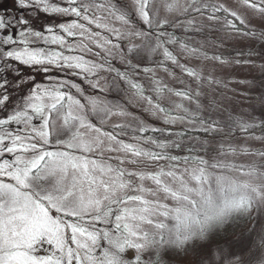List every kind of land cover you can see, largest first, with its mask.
Listing matches in <instances>:
<instances>
[{"label": "snow or ice", "instance_id": "obj_1", "mask_svg": "<svg viewBox=\"0 0 264 264\" xmlns=\"http://www.w3.org/2000/svg\"><path fill=\"white\" fill-rule=\"evenodd\" d=\"M16 3L22 9H38L48 16L74 19L35 30L28 26L30 21L23 15L18 18L0 15V30L4 31L0 36V112L4 113L0 116V264H163L165 249H179L189 241L204 239L226 218L253 210L252 197L241 194L226 199L222 207L209 213L212 199L211 195L205 196L203 185L209 180V169H222L223 163L210 162L200 155L181 159L170 154L168 149L180 148V143L154 135H172L167 128L146 126L141 121L136 127L116 123L106 130L103 125L107 121L130 113L122 105L85 95L80 84L67 78L79 77L92 89L104 92L109 85L102 73H114L113 79L126 85L129 103H145V110L162 119L165 125L187 120L189 124L200 125L197 131L221 130L217 121L197 119L185 107L183 101L200 108L199 91L168 88L156 78L153 68L133 63L134 55H160L159 66L165 72L166 62H171L194 82L207 79L209 85L219 83L179 62L170 45L178 44L189 55L200 50L190 48L168 31L176 24L159 18V9L153 10L154 0H133L134 13L127 7L118 8L111 0H61V3L16 0ZM161 3L168 12L177 10L176 0ZM241 3L264 16V0H241ZM189 9L206 16L209 22H221L226 31L246 37L257 35L243 16L223 3L190 0L181 11L187 14ZM133 15L144 27H137ZM186 23L193 25L194 19ZM90 26L102 31H94ZM10 27L15 29L14 34L6 31ZM69 37L78 38L75 47ZM133 38L142 43H132ZM122 39L129 41L127 52L119 43ZM90 44L99 49L94 55L101 62L71 54L77 50L92 53ZM117 55L126 64L123 71L112 64ZM201 56L204 60L226 63L221 55L201 53ZM16 65L44 74L64 72L65 76L46 75L48 83H34L28 95L14 103L12 92L25 82ZM141 73L152 74L150 90L134 78ZM29 79L34 81L35 77ZM169 94L179 97L181 102L173 107L162 103ZM235 127L242 132L264 130V122L241 120L235 122ZM123 136H129L131 142L120 138ZM193 151L189 148L190 153ZM105 152L123 155L105 157ZM219 154L228 153L221 147ZM257 155L264 158V152ZM151 162H157V170H146ZM126 163L134 165L135 170L125 168ZM180 164L185 165L182 172L178 171ZM231 169L243 175L264 174L259 166L231 165ZM185 176L199 187H190ZM145 181H151L155 189L146 188ZM217 183L225 192L250 191L257 199L264 198L261 186L225 184L222 178ZM193 192L200 196L199 204L191 199L189 194ZM160 193L177 205L183 202L190 207H169L145 195ZM169 220L173 222L171 228L166 223ZM145 225L155 231H149ZM129 250L135 252L131 259L126 257ZM145 253L152 255L145 258ZM226 264L242 261L235 258Z\"/></svg>", "mask_w": 264, "mask_h": 264}, {"label": "rangeland", "instance_id": "obj_2", "mask_svg": "<svg viewBox=\"0 0 264 264\" xmlns=\"http://www.w3.org/2000/svg\"><path fill=\"white\" fill-rule=\"evenodd\" d=\"M103 1V0H101ZM126 4L130 10L134 13L133 0H117ZM53 2L61 3V0H53ZM169 3L172 0H168ZM202 3H223L226 7L237 11L241 16L245 18L248 23V27L253 30H258L264 33V16L254 13L251 9L242 5L241 0H201ZM177 10L168 12L163 7L161 0H154L153 10L159 9V18L168 19L170 23H175L176 27H169L168 31L174 33L181 41L187 43L189 47H195L200 50L199 53L189 55L179 48V45H170V49L177 55L179 62L187 67L194 68L200 72L205 78L211 76L214 81L219 83H213L209 85L207 79L202 83H197L192 78L187 77L181 69L172 65L171 62H166L168 71L165 72L163 67L159 66V61L162 56L155 55L149 57L146 54L139 56H133V63L139 64L140 67L153 68L156 78L159 79L162 84L167 85L168 88L174 90H188L199 91L201 93L199 97L200 108L197 109L196 104L190 101H183L185 107L190 112L195 114L197 119L215 120L221 125V130L215 133H205L197 131L200 127L198 124H189L187 120L183 122H177L174 125H165L157 116H153L150 112L146 111L147 105L143 102L136 104L129 103V94L127 92L126 85L122 82H118L113 74L102 73L106 79L109 87L104 92L92 89L86 81L81 80L79 77H67L80 84L84 89L85 95H95L106 102L116 105H122L130 115L126 117H113L107 121L103 127L112 128L116 123H127L131 127H136L139 122H143L146 126H155L157 128H167L172 133L168 135L169 140H177L180 143V148L172 146L168 149L170 154L178 155L183 159L185 156L200 155L210 162H220L225 165L222 169H209V180L203 185L205 196L211 195L212 207L209 208V213H213L224 205L226 199H230L234 196L246 194L253 199V210L248 213L233 214L231 217L226 218L224 223L211 230L206 238L195 239L189 241L182 248L169 247L165 249L162 254L163 264H226V261L239 258L242 264H264V198L257 199L255 194L248 191L245 193L236 192L230 193L222 191L217 183L218 178H222L225 184L228 182H235L239 185H248L249 187L261 186L264 190V174L261 175H243L238 171L232 170L231 165L244 166L245 168H257L264 173V158L257 155V153L264 152V134H250V135H230L235 127L236 121L255 122L259 124L264 121V43H260L259 39L243 36L242 34H235L226 31L221 22H209L206 16L189 15L193 13L191 9L187 14L182 13V9L187 7L190 0H176ZM18 8V13H17ZM0 15L6 17L18 18L23 15L29 19V27H33L35 30H43L45 25L58 24L66 22L74 17L63 16H48L38 9H22L17 6L16 0H2L0 2ZM138 25L144 27L141 22L135 17ZM188 19H194L193 25H187ZM14 24V19H13ZM117 27L121 25L115 21H111ZM19 26H16L18 29ZM94 31H102L101 29H95L94 26H90ZM189 30L186 31L185 29ZM9 34H14V28H8L6 30ZM103 35H109L108 33H102ZM4 35V31L0 30V36ZM73 42V46H76V40L78 38H68ZM114 39V38H113ZM85 43H89L85 41ZM122 46V50L127 52L129 47V41L122 39L119 41ZM132 43L141 44L140 39L133 38ZM42 46V45H36ZM93 49L92 53L86 51L81 52L77 50L71 54L84 55L86 59L94 60L99 63L100 58L95 56L94 53L99 51L95 45H91ZM55 48L56 46H50ZM201 53H207L211 55H221L226 63H220L218 61L204 60ZM236 61H241L237 63ZM243 61H250L244 63ZM15 63V62H13ZM114 67L120 70H125L126 64L123 62L119 55L112 59ZM19 69L28 72V76L34 74H40L38 76V83H48L46 75H57L64 78V72H52L44 74L38 72L33 68H29L23 65H16ZM152 74L145 76L141 73L134 78L143 83L146 90H150L152 87L149 77ZM11 78V73H9ZM102 84L104 81L101 82ZM75 91V90H73ZM12 92V97L15 98L14 102H19ZM79 95V94H77ZM81 98L82 102L83 97ZM181 102L179 97L169 94L163 98L162 103L169 107H173L175 103ZM183 115V113H179ZM4 113L0 112V116ZM93 122L98 124V121L93 118ZM59 121L57 126H59ZM231 129V130H229ZM129 132L131 129H127ZM160 134V133H159ZM181 134H188V137L182 139ZM161 136V134L159 135ZM164 136V135H163ZM162 136V137H163ZM63 138V135L61 136ZM121 138V137H120ZM55 140V136L53 137ZM122 139V138H121ZM165 139V138H162ZM125 140V139H124ZM125 141H130L128 137ZM146 147H151L147 145ZM223 147L227 155H220L219 149ZM189 148L195 149L193 152H189ZM231 149H235L232 152ZM123 155L122 153H104L105 157ZM131 158V157H129ZM117 163V161H112ZM157 162H151V167L147 168V171H155V164ZM163 164L164 162H158ZM125 168L129 170H135V166L131 164H125ZM185 165L180 164L178 171H183ZM185 180L192 188L199 187L194 184L188 176H185ZM173 187L176 184L170 179H166ZM144 186L146 188L155 189V185L151 181H145ZM146 195L149 200H159L161 203L168 204L169 207L187 206L181 202V205H177L170 198L166 199L163 193L157 196ZM192 200L200 203V196L195 192L189 194ZM168 227H173L171 220L166 221ZM149 231H155L150 226L145 225ZM226 246V247H225ZM217 250V252H216ZM213 252L219 253L214 255ZM135 255L134 250H129L126 253V257L131 259ZM151 253H145V258L151 256ZM206 256V258H205ZM208 261V262H207Z\"/></svg>", "mask_w": 264, "mask_h": 264}, {"label": "trees", "instance_id": "obj_3", "mask_svg": "<svg viewBox=\"0 0 264 264\" xmlns=\"http://www.w3.org/2000/svg\"><path fill=\"white\" fill-rule=\"evenodd\" d=\"M2 0H0V2H1ZM101 2H103V1H101ZM111 2L112 3H115L116 4V6L118 7V8H125V7H127L128 9H130L126 4H124V3H121V2H119V1H117V0H111ZM19 11H18V8H17V13H18ZM188 15V14H187ZM189 15H199V14H196V13H190ZM133 20L135 21V23H136V25H137V27H141L140 25H138V22H137V20L134 18V15H133ZM241 27H243V26H241ZM251 29V28H250ZM253 30V29H252ZM253 31H255L256 32V36H249V37H251V38H256V39H259V41H260V43L262 44V43H264V35H261V34H264L263 32H261V31H258V30H253ZM20 70V73H21V76H20V78H22L25 82L23 83V84H21L20 85V88L19 89H17V90H15V91H13L14 93V95L16 96V97H18V100L20 101L21 100V98L22 97H24V96H27L28 95V93H29V90H30V88L32 87V85L34 84V83H38V81H37V79H38V76L37 75H40V74H34L33 76H28V72H25V70H21V69H19ZM29 77H35V80L33 81V80H30L29 79ZM15 100V98H13V101ZM264 100V99H263ZM16 102V101H15ZM14 102V103H15ZM205 120H207V119H205ZM262 122H264V121H261L260 123H262ZM259 123V124H260ZM105 128V127H104ZM106 130H111L112 128H105ZM150 135H152V133H149ZM250 134H259V135H263L264 134V130H262L261 128H254V129H251L250 131H248V132H242V131H240L237 127H233V131L230 133V135H232V136H234V135H250ZM154 135H156V136H158V137H160V138H165V139H168V136L167 135H164L163 137L162 136H159L160 134L159 133H156V134H154ZM129 136H123V137H121L122 139H127ZM181 137H182V139H184V138H186V137H188V134H181ZM181 137H179V138H181ZM226 247V246H225ZM216 252H217V250H216ZM216 252H213L214 253V255H215V253ZM217 254H219V253H216V255ZM205 258H206V256H205ZM208 262V261H207Z\"/></svg>", "mask_w": 264, "mask_h": 264}]
</instances>
